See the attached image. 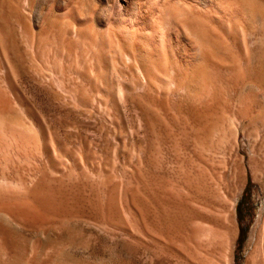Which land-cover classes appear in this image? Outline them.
I'll return each instance as SVG.
<instances>
[{
  "label": "rangeland",
  "instance_id": "rangeland-1",
  "mask_svg": "<svg viewBox=\"0 0 264 264\" xmlns=\"http://www.w3.org/2000/svg\"><path fill=\"white\" fill-rule=\"evenodd\" d=\"M208 2L0 0V264H264V0Z\"/></svg>",
  "mask_w": 264,
  "mask_h": 264
},
{
  "label": "bare ground",
  "instance_id": "bare-ground-1",
  "mask_svg": "<svg viewBox=\"0 0 264 264\" xmlns=\"http://www.w3.org/2000/svg\"><path fill=\"white\" fill-rule=\"evenodd\" d=\"M201 1H209L208 3H210V4H212L213 5V7H214V9H215V11L217 10V11H221V8H223V6H221L220 7V5H223L224 3H226V0H201ZM225 1V2H224ZM228 2V6L230 7L229 8V11H228V16H236L239 12H243V8L240 6V0H227ZM223 2V3H222ZM222 3V4H221ZM167 10H166V7H165V5H162V8H161V10H160V13L162 14V15H164V21H163V31L165 32V34H167V32H168V29L170 30V27H171V25H173V24H175L174 23V21H175V19L172 17V15H170V14H168L169 12H166ZM171 13V12H170ZM221 14V13H220ZM225 14V13H224ZM226 15H227V13H226ZM207 17V16H206ZM233 18H235V17H233ZM173 23V24H172ZM169 33V32H168ZM164 34V33H163ZM164 36V35H163ZM165 38V37H164ZM163 38V39H164ZM162 37L161 36H159V38H158V40H159V46H160V49L162 48V49H164V45H165V43L164 42H162ZM166 47L165 48H167L168 47V45L166 44L165 45ZM161 49V50H162Z\"/></svg>",
  "mask_w": 264,
  "mask_h": 264
}]
</instances>
